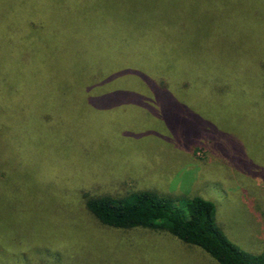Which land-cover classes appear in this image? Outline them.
<instances>
[{
  "label": "rangeland",
  "instance_id": "obj_1",
  "mask_svg": "<svg viewBox=\"0 0 264 264\" xmlns=\"http://www.w3.org/2000/svg\"><path fill=\"white\" fill-rule=\"evenodd\" d=\"M0 59V264H217L85 208L135 191L264 251V0H0Z\"/></svg>",
  "mask_w": 264,
  "mask_h": 264
},
{
  "label": "trees",
  "instance_id": "obj_2",
  "mask_svg": "<svg viewBox=\"0 0 264 264\" xmlns=\"http://www.w3.org/2000/svg\"><path fill=\"white\" fill-rule=\"evenodd\" d=\"M25 25V29L41 26L36 20L26 21ZM15 29H18L17 26ZM13 37L9 36L8 39L14 44L20 42ZM134 70L125 67L123 71L113 75L114 80L121 75L131 76L136 73ZM1 71L0 66V74ZM150 74L152 79L163 82L162 75L156 72ZM97 81L95 78L93 82ZM152 87L154 88L152 90L158 91L153 83ZM5 90L4 80L0 76V129H8L9 124L4 110L7 105ZM85 208L101 225L109 228L119 230L140 228L167 232L180 242L199 248L217 264H264V251L260 254H250L227 240L215 224L214 205L200 197L135 191L123 197L107 195L86 197Z\"/></svg>",
  "mask_w": 264,
  "mask_h": 264
}]
</instances>
